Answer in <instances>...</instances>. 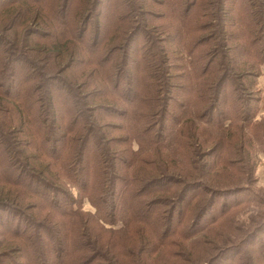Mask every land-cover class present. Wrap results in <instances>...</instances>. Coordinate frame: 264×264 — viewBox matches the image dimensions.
<instances>
[{"label": "trees", "instance_id": "1", "mask_svg": "<svg viewBox=\"0 0 264 264\" xmlns=\"http://www.w3.org/2000/svg\"><path fill=\"white\" fill-rule=\"evenodd\" d=\"M263 66L264 0H0V264H264Z\"/></svg>", "mask_w": 264, "mask_h": 264}, {"label": "rangeland", "instance_id": "2", "mask_svg": "<svg viewBox=\"0 0 264 264\" xmlns=\"http://www.w3.org/2000/svg\"><path fill=\"white\" fill-rule=\"evenodd\" d=\"M258 88L260 90L262 100L258 106L259 107V113H258V116L256 119H261L262 117H264V66L262 67V75L259 77ZM134 147L138 148L137 143H134ZM256 176H257V185L260 187H264V154H262V153L259 154ZM244 197H245V195H244ZM244 197H242V198H244ZM237 199H239V198L238 197H231L228 199V202H234ZM239 200H241V199H239ZM250 206H252V208ZM250 206H246V208L243 209V211H241L242 214L240 213L241 215H239V221L248 222L249 221L248 219L250 218V214L252 212H253V215L258 214V211L260 209H258L257 204L252 202V203H250ZM261 206H260L261 207L260 212L262 211V213H264V205H261ZM84 209L92 211V212L95 211L94 207L87 200L84 203ZM253 225H254V223H253ZM246 229H248V228H246ZM262 234H263L262 237H264V232ZM240 257H241V255L236 257L234 261L238 262L240 260L239 259ZM232 261H233V259L230 260V263H232Z\"/></svg>", "mask_w": 264, "mask_h": 264}]
</instances>
